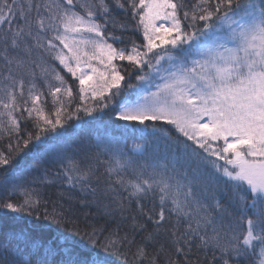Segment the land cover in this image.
Instances as JSON below:
<instances>
[{
    "label": "snow or ice",
    "instance_id": "6c2138e0",
    "mask_svg": "<svg viewBox=\"0 0 264 264\" xmlns=\"http://www.w3.org/2000/svg\"><path fill=\"white\" fill-rule=\"evenodd\" d=\"M242 261L264 0H0V264Z\"/></svg>",
    "mask_w": 264,
    "mask_h": 264
},
{
    "label": "trees",
    "instance_id": "16d2710c",
    "mask_svg": "<svg viewBox=\"0 0 264 264\" xmlns=\"http://www.w3.org/2000/svg\"><path fill=\"white\" fill-rule=\"evenodd\" d=\"M128 143H129V145H131L132 143H139V141H138V140H134V139H130V140L128 141ZM89 211L94 212L95 209L92 208V209H89ZM242 264H243V261H242Z\"/></svg>",
    "mask_w": 264,
    "mask_h": 264
}]
</instances>
